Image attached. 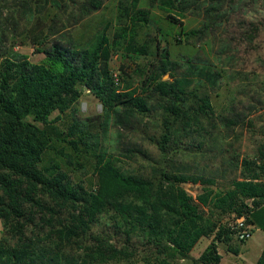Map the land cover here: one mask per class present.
<instances>
[{"label":"trees","instance_id":"trees-1","mask_svg":"<svg viewBox=\"0 0 264 264\" xmlns=\"http://www.w3.org/2000/svg\"><path fill=\"white\" fill-rule=\"evenodd\" d=\"M32 1L24 4L32 8ZM190 1L121 2L115 25L84 43L42 48L40 63L2 56L0 264H220L213 246L200 258L191 252L226 216L245 217L264 232V145L253 158L239 153L252 112L244 114L247 106L236 101L216 111L210 96L219 74L212 66L174 60L163 29L146 39L155 28L146 5L181 24L175 15ZM30 18L40 21L39 14ZM116 52L146 63L135 75L116 77ZM86 90L103 106L99 126L75 120L61 129L62 115ZM112 121L142 135L148 147L132 137L120 153L103 148L97 130ZM118 155L147 165L125 168ZM179 155L192 157L187 167ZM82 157L96 163L87 186L62 164ZM215 178L232 180L233 188L217 193ZM188 183L202 192L194 197Z\"/></svg>","mask_w":264,"mask_h":264},{"label":"rangeland","instance_id":"rangeland-1","mask_svg":"<svg viewBox=\"0 0 264 264\" xmlns=\"http://www.w3.org/2000/svg\"><path fill=\"white\" fill-rule=\"evenodd\" d=\"M25 1L0 0V34H3L0 35V61L2 56H17L27 57L34 64L40 63L45 58L42 48L52 45L68 48L71 43L86 42L98 30L115 25L118 4H132L135 0H59L58 7L54 0H38V3L30 4L32 8L26 6ZM137 1L140 4L144 0ZM146 6L155 22V28L146 36L148 41L158 37V28L163 29L168 34L166 47L174 60L208 63L219 74L217 87L210 96L214 109L220 111L236 101L242 108L247 106L248 109L242 110L244 114L252 112L246 124L254 129L249 126L245 131L239 153L242 157L253 158L264 145V0H191L189 6L179 8L176 13L179 16L175 15L181 24L171 23L156 4ZM30 13L40 15L38 24L30 18ZM192 31L196 34H190ZM145 63L144 58L133 60L127 53L116 52L110 67L116 77L123 73L127 78L135 75L134 71ZM164 78L168 79V75ZM248 91H251L253 101L246 98ZM253 110L258 112L253 113ZM103 114L102 104L86 90L72 109L62 115L59 127L64 129L75 120L88 119L99 126ZM103 127L97 131L101 135V146L109 152L117 147L125 149L128 138L141 141L143 137L120 128L114 121ZM236 135L237 132L231 133L228 141L235 140ZM141 142L148 147L145 140ZM150 151L157 156L156 150ZM117 153L120 152L117 150ZM65 154L73 153L67 150ZM118 157L121 159L119 164L125 168L141 170L147 165L141 158L130 161L124 156ZM177 158L184 167L192 160L189 155ZM77 160L75 158L69 165L67 162L62 164H66L75 183L93 184L95 160L83 157ZM231 181L215 178L213 188L217 193L227 192L233 188ZM185 188L194 197L202 192L200 184L188 183ZM236 219L235 215L226 216L210 235L198 241L191 255L200 258L213 246L221 257L220 264H258L264 251V232L256 230L252 239L242 243L231 230ZM2 232L0 221V240Z\"/></svg>","mask_w":264,"mask_h":264},{"label":"built area","instance_id":"built-area-1","mask_svg":"<svg viewBox=\"0 0 264 264\" xmlns=\"http://www.w3.org/2000/svg\"><path fill=\"white\" fill-rule=\"evenodd\" d=\"M231 230L238 241L244 243L252 239L257 229L254 225L248 223L245 217H241L231 224Z\"/></svg>","mask_w":264,"mask_h":264},{"label":"crops","instance_id":"crops-1","mask_svg":"<svg viewBox=\"0 0 264 264\" xmlns=\"http://www.w3.org/2000/svg\"><path fill=\"white\" fill-rule=\"evenodd\" d=\"M257 231H260V230H257Z\"/></svg>","mask_w":264,"mask_h":264}]
</instances>
